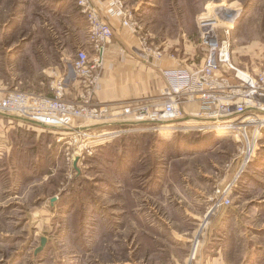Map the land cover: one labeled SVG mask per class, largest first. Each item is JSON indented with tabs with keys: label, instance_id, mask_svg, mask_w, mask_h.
Wrapping results in <instances>:
<instances>
[{
	"label": "rangeland",
	"instance_id": "374dc122",
	"mask_svg": "<svg viewBox=\"0 0 264 264\" xmlns=\"http://www.w3.org/2000/svg\"><path fill=\"white\" fill-rule=\"evenodd\" d=\"M123 3L146 42L165 48L185 32L190 43L173 51L194 57L199 17L217 21L218 34L232 19V60L264 69V0ZM86 38L75 0H0V96L14 88L51 95L54 72L72 78ZM130 123L107 126L127 131L76 157L78 170L66 159L74 148L48 132L36 139L22 130L8 155L0 149V264H198L216 253L225 264H264V136L237 177L239 143L226 132ZM224 195L231 203L208 212Z\"/></svg>",
	"mask_w": 264,
	"mask_h": 264
},
{
	"label": "built area",
	"instance_id": "2783aa9c",
	"mask_svg": "<svg viewBox=\"0 0 264 264\" xmlns=\"http://www.w3.org/2000/svg\"><path fill=\"white\" fill-rule=\"evenodd\" d=\"M94 1L75 0L87 21L92 55L79 47L72 63V78L64 72H54L51 95L18 88L7 91L0 98V113L32 122L52 133L65 148L72 146V155L66 153L71 168L76 157L84 158L108 136L127 131L107 130V126L135 122L140 125L131 129L134 131H224L239 143L241 166L237 177L244 172L264 136V69L252 72L233 62L230 26L234 20L228 19L230 25H225L218 34L217 21L206 15L199 17L196 40L199 57L185 51L169 53L186 66L160 69L163 82L157 98L160 102L113 105L95 98L113 30ZM98 1H105L108 14L118 17L121 25L137 36L142 60L154 64L164 57L163 48L149 44L139 35L141 27L132 19V12L123 0ZM230 203L231 199L225 195L217 197L208 212H216Z\"/></svg>",
	"mask_w": 264,
	"mask_h": 264
},
{
	"label": "crops",
	"instance_id": "0c3cea01",
	"mask_svg": "<svg viewBox=\"0 0 264 264\" xmlns=\"http://www.w3.org/2000/svg\"><path fill=\"white\" fill-rule=\"evenodd\" d=\"M94 2L99 7V13L101 17L111 25L113 30L112 41L108 45L105 56V66L101 73L100 87L96 91L95 98L101 103L113 105L134 103L136 101L146 102L145 100H149L150 103L156 102L159 90L163 86L162 78L160 76V69L176 68L185 65V62L181 61L179 58L170 57L169 53L174 52L173 49L175 43L176 45L179 42H183L184 44L186 42L190 43L187 33H183V36L187 37V39L168 40L169 46L167 45L165 48H163L164 57L158 63L152 64L140 58L138 52L141 47L137 36L128 28L123 27L118 17L110 16L108 14L106 2L98 0H95ZM134 4L138 3L136 2ZM140 12L144 13L145 10ZM147 18V15H144V20L146 19V22L148 20ZM148 30L149 32L153 31L150 27H148ZM79 47L86 48L89 52V55H92L87 38L84 40V42L79 44ZM121 49H123V51H121ZM233 61L236 65L252 72H258L263 68L260 67L262 65L243 63L245 64L244 66L241 65L242 62L240 60L237 62L233 59ZM6 93L7 91H4L0 97H3ZM193 106L194 105L192 104L187 105L186 107L187 109H191ZM127 125H129V122H121L113 124L112 127L125 128ZM139 125L140 124L136 126ZM17 130H20V132ZM22 130H27L26 132L33 133L36 139H38L42 132H48L44 128L37 126L32 122L0 113V149L3 150V152L6 151L5 156L9 154L11 144L13 145L14 141H19L20 135L24 136L22 134ZM0 156L2 155L0 154ZM179 190L186 191V189ZM200 192L204 193L203 190ZM193 193L194 195H198V193L195 191ZM207 193L208 196L212 194L211 192ZM191 213H195L194 217L199 218L202 210L194 209ZM200 263L225 264V261L222 255H218V253H216L212 259L205 256V254L200 255L198 264Z\"/></svg>",
	"mask_w": 264,
	"mask_h": 264
},
{
	"label": "water",
	"instance_id": "95a60500",
	"mask_svg": "<svg viewBox=\"0 0 264 264\" xmlns=\"http://www.w3.org/2000/svg\"><path fill=\"white\" fill-rule=\"evenodd\" d=\"M76 162H77V161H74V166H75V168L78 170V168H77V166H76ZM52 200H54V198H52ZM45 242H46L45 237H42V238H41V241H40V246L37 248V251L41 250V248L43 247V245L45 244Z\"/></svg>",
	"mask_w": 264,
	"mask_h": 264
},
{
	"label": "bare ground",
	"instance_id": "6f19581e",
	"mask_svg": "<svg viewBox=\"0 0 264 264\" xmlns=\"http://www.w3.org/2000/svg\"><path fill=\"white\" fill-rule=\"evenodd\" d=\"M213 11H215V12H219V10H215V9H213ZM233 11H234V13H235L236 8H234ZM214 133H215V132H214Z\"/></svg>",
	"mask_w": 264,
	"mask_h": 264
},
{
	"label": "trees",
	"instance_id": "16d2710c",
	"mask_svg": "<svg viewBox=\"0 0 264 264\" xmlns=\"http://www.w3.org/2000/svg\"><path fill=\"white\" fill-rule=\"evenodd\" d=\"M135 138V137H134Z\"/></svg>",
	"mask_w": 264,
	"mask_h": 264
}]
</instances>
